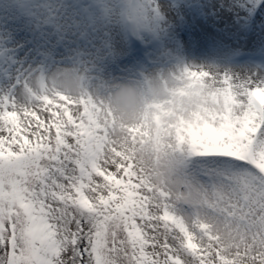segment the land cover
<instances>
[{"label":"snow or ice","instance_id":"1","mask_svg":"<svg viewBox=\"0 0 264 264\" xmlns=\"http://www.w3.org/2000/svg\"><path fill=\"white\" fill-rule=\"evenodd\" d=\"M54 13L4 0L0 42L53 37L69 54ZM23 59H0V264H264V73H221L127 126L83 79L73 95Z\"/></svg>","mask_w":264,"mask_h":264},{"label":"bare ground","instance_id":"2","mask_svg":"<svg viewBox=\"0 0 264 264\" xmlns=\"http://www.w3.org/2000/svg\"><path fill=\"white\" fill-rule=\"evenodd\" d=\"M132 1L33 0L37 5H54L60 23L72 26L65 37L73 42L72 51L68 54L56 38L34 39L20 32L11 47L0 42V59L7 52L18 51L25 69L31 65L35 70L38 63L43 77L55 84L50 76L52 68L70 61L83 67L80 80L86 90L88 81L103 82L106 68L115 73H133L145 65L155 67L160 73V91L145 105L137 126L144 123L146 113L179 112L197 94L219 87L221 73H264V2L256 20L250 17L249 9L257 0H144L145 6L134 2L131 22L144 43L143 52L138 53L128 48L131 40L124 38V19L119 16L125 4ZM77 3L80 10L74 7ZM15 11L22 14L23 10L16 5ZM101 22L105 26L115 23L118 31L109 29L102 37L95 36ZM81 31L88 37H81ZM77 41L92 52L85 51ZM118 46L125 51H119ZM69 55L76 56V60L71 61ZM129 56L133 57L131 62ZM240 56L247 58L242 60ZM95 99L105 107L102 99Z\"/></svg>","mask_w":264,"mask_h":264},{"label":"clouds","instance_id":"3","mask_svg":"<svg viewBox=\"0 0 264 264\" xmlns=\"http://www.w3.org/2000/svg\"><path fill=\"white\" fill-rule=\"evenodd\" d=\"M118 31V25H98L95 36L102 37L105 30ZM69 39L76 40L74 37ZM85 51L92 52V49L85 47L83 42L77 41ZM96 46H100L97 39ZM119 51L125 49L118 46ZM83 74V67L72 62H66L54 66L50 76L56 81V86L62 90H70L73 95L79 91L80 76ZM160 73L155 67L145 65L142 69L133 73H115L106 68L103 73V82L96 80L87 82V91L94 97L104 101L106 109H109L113 118L118 123L127 126H135L140 122L145 105L149 103L160 91Z\"/></svg>","mask_w":264,"mask_h":264},{"label":"rangeland","instance_id":"4","mask_svg":"<svg viewBox=\"0 0 264 264\" xmlns=\"http://www.w3.org/2000/svg\"><path fill=\"white\" fill-rule=\"evenodd\" d=\"M134 2H136V4H138V5H146V2L144 1V0H133L132 2H131V4H125V6L122 8V10L121 11H119L120 13H119V16L120 17H123V19H126L127 20V22H123L124 23V29L126 30V26L128 27V29H131L132 30V33L134 34V35H136V33H138V31H137V29L134 27V25H133V23L131 22V18L133 17L132 16V14H133V5H134ZM78 3H77V5L76 6H74L77 10H80V9H78ZM155 6H157V5H155ZM250 6L252 7V4H250ZM250 10L251 9H249V12H250ZM85 18H87V17H89V15L88 14H85V15H83ZM91 29V28H90ZM243 60H245V56H240Z\"/></svg>","mask_w":264,"mask_h":264}]
</instances>
